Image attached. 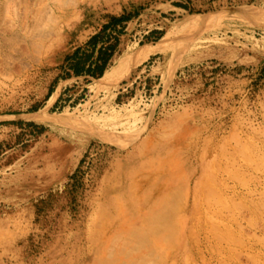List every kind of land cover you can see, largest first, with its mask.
Returning a JSON list of instances; mask_svg holds the SVG:
<instances>
[{
	"label": "rangeland",
	"instance_id": "obj_1",
	"mask_svg": "<svg viewBox=\"0 0 264 264\" xmlns=\"http://www.w3.org/2000/svg\"><path fill=\"white\" fill-rule=\"evenodd\" d=\"M0 264H264V0H0Z\"/></svg>",
	"mask_w": 264,
	"mask_h": 264
},
{
	"label": "trees",
	"instance_id": "obj_2",
	"mask_svg": "<svg viewBox=\"0 0 264 264\" xmlns=\"http://www.w3.org/2000/svg\"><path fill=\"white\" fill-rule=\"evenodd\" d=\"M132 16L131 13L126 12L120 15H110L101 29L89 38L86 43L88 47L86 50L77 48L72 54L65 57L64 62L68 71L62 75V78L71 76L101 77L116 50L118 36L124 32L125 22ZM99 43L101 46L97 49V55L93 58L92 52Z\"/></svg>",
	"mask_w": 264,
	"mask_h": 264
},
{
	"label": "bare ground",
	"instance_id": "obj_3",
	"mask_svg": "<svg viewBox=\"0 0 264 264\" xmlns=\"http://www.w3.org/2000/svg\"><path fill=\"white\" fill-rule=\"evenodd\" d=\"M127 58V57H126ZM129 63V62H128ZM131 66V65H130ZM113 71V69H111ZM111 70H106L100 79H104L106 81L107 76L112 73ZM126 70V69H125ZM125 72V71H124ZM122 74V72H120ZM123 75V74H122ZM112 76V75H111Z\"/></svg>",
	"mask_w": 264,
	"mask_h": 264
}]
</instances>
